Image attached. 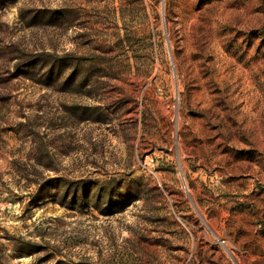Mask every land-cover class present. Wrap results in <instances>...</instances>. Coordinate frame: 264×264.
<instances>
[{"label": "rangeland", "instance_id": "374dc122", "mask_svg": "<svg viewBox=\"0 0 264 264\" xmlns=\"http://www.w3.org/2000/svg\"><path fill=\"white\" fill-rule=\"evenodd\" d=\"M0 264H264V0H0Z\"/></svg>", "mask_w": 264, "mask_h": 264}]
</instances>
